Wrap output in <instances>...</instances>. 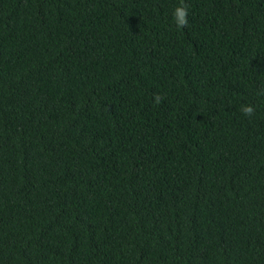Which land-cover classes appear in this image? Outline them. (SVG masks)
<instances>
[{
    "label": "trees",
    "instance_id": "1",
    "mask_svg": "<svg viewBox=\"0 0 264 264\" xmlns=\"http://www.w3.org/2000/svg\"><path fill=\"white\" fill-rule=\"evenodd\" d=\"M0 264H264V0H0Z\"/></svg>",
    "mask_w": 264,
    "mask_h": 264
},
{
    "label": "clouds",
    "instance_id": "2",
    "mask_svg": "<svg viewBox=\"0 0 264 264\" xmlns=\"http://www.w3.org/2000/svg\"><path fill=\"white\" fill-rule=\"evenodd\" d=\"M173 18L175 20L177 28H182L187 25V8L183 5V3L177 5L173 11ZM161 97L159 95L156 96V102H160ZM242 113L245 116H252L255 113V107L251 104L244 105L241 108Z\"/></svg>",
    "mask_w": 264,
    "mask_h": 264
}]
</instances>
